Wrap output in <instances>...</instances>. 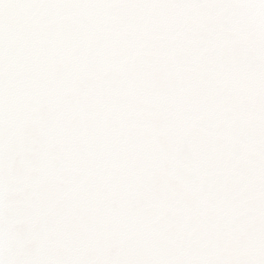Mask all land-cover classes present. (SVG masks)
I'll return each instance as SVG.
<instances>
[{
  "label": "snow or ice",
  "instance_id": "snow-or-ice-1",
  "mask_svg": "<svg viewBox=\"0 0 264 264\" xmlns=\"http://www.w3.org/2000/svg\"><path fill=\"white\" fill-rule=\"evenodd\" d=\"M0 264H264V0H0Z\"/></svg>",
  "mask_w": 264,
  "mask_h": 264
}]
</instances>
